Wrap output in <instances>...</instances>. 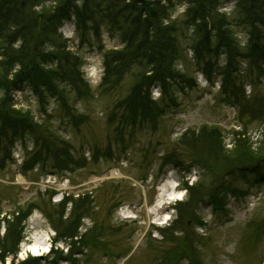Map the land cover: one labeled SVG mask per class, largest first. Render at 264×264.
Here are the masks:
<instances>
[{
    "label": "rangeland",
    "instance_id": "374dc122",
    "mask_svg": "<svg viewBox=\"0 0 264 264\" xmlns=\"http://www.w3.org/2000/svg\"><path fill=\"white\" fill-rule=\"evenodd\" d=\"M235 7L231 2L221 11L232 14ZM185 10L179 7L173 18L180 26L178 71L186 76L182 74L183 81L174 86L173 104L159 118L154 110L155 121L138 126L124 108L125 100L139 93L135 88L142 68L133 66L118 86L107 91L104 56L125 46L104 29L84 40L73 20L65 23L61 33L80 66L71 86L62 85L58 92H64L67 104L82 117L81 123L77 127L70 123L63 102L30 88L15 95V107L70 142L73 161L80 165L69 170L57 163L54 169L50 159L47 166L26 168L24 173L34 143L22 135L13 143L11 155L7 153L0 168V264H22L34 258L37 264H264V183L254 180L256 174L245 181L228 180L237 193L246 194L236 197L229 191L227 196L225 191L226 206L192 203L189 214H179L180 203L189 201L185 183L192 186L208 176L206 188L210 184L217 188L229 170L228 162L221 159L213 170L205 166L201 171L194 163L198 162L194 155H205L211 141L220 142L236 160L264 155L262 117L248 115L264 111V74L242 61L235 67L240 69L237 76L247 71L248 80L253 81L243 86L231 70L223 68L226 60L221 56L216 59L217 68L207 73L209 80L204 65L198 67L195 61L192 30L183 24ZM235 34L244 46L246 31L237 26ZM163 90L148 87L144 98L159 103ZM237 133L244 135L237 138ZM183 140L189 146L183 148ZM193 140L198 145H191ZM109 147L111 158L104 155ZM51 151L56 152L55 160L65 159L59 146ZM167 156L185 157L194 168L178 170L165 163ZM238 165L231 166V171ZM168 182L178 185L183 196L156 208L160 189ZM206 200L210 199L206 196ZM168 217L167 224H158ZM187 237L185 252L162 258ZM37 242H43L42 249L49 246L48 251L33 255L30 249Z\"/></svg>",
    "mask_w": 264,
    "mask_h": 264
},
{
    "label": "trees",
    "instance_id": "16d2710c",
    "mask_svg": "<svg viewBox=\"0 0 264 264\" xmlns=\"http://www.w3.org/2000/svg\"><path fill=\"white\" fill-rule=\"evenodd\" d=\"M231 2H235V12H222L221 9ZM181 6L186 7L183 24L192 30L195 61L198 67L204 65V74L208 76L207 73H212V68H217L216 59L221 56L226 60L223 68L231 70L233 77L236 76L235 80H239L243 86L245 83L247 85L251 75L242 71L244 75L237 76L240 69L235 67L242 61L264 74V0H0V168L1 165L4 166L7 153L11 155L13 143L21 135L34 143V149L28 154L22 168L24 173L27 172L26 168H35L40 164L45 166L50 159L54 169L57 163H61V166L65 164V168L70 167L71 170L80 165L73 161L70 142L55 135L46 123H35L31 113L15 107V95L30 88L35 94L54 96L56 100L63 102L62 107L70 118V123L75 127L81 123L82 117L76 116L73 107L67 104L65 94H62L64 92H58L62 85L71 86L80 66L77 64L76 54L68 51L69 40L61 33L67 21L75 22L79 36L84 40L91 38L93 32L100 34L103 29L112 36H118L125 47L122 51L108 52L104 56L103 86L109 91L122 82L123 74L133 66L142 68V72L138 74L140 83L135 88L139 93L125 100L124 109L136 126L155 121L152 117L154 110L159 118L169 104H173L171 96H174V86L181 84L184 77L182 74H185L178 71L181 56L178 44L180 26L173 18ZM237 26L246 31L248 40L244 46H241V41L235 34ZM208 79L212 77L208 76ZM157 86L164 89L163 97L159 103L149 102L144 98V91L148 87ZM261 113L248 115L258 119L262 117L264 125V111ZM125 125H128L127 120ZM242 134L244 135L237 133L236 137L239 138ZM216 138L215 135L214 140ZM219 144L220 142L211 141V149H207L205 155H194L198 160L194 163L201 166H197L201 171L205 166L213 170L221 159L224 163L228 162L226 169L229 170L225 175L222 173L224 178L215 186L217 188H212V184L206 188L209 185L206 181L209 180L208 176H203V180L192 186L185 183L189 201L180 203V217L183 213L187 215L192 203L195 206L204 202L214 207L226 206L223 196L225 191L227 196L229 191L236 197L245 196V192L237 193L235 186L228 181L232 177H236L235 181H245L247 176L256 174L254 180L264 183V155L262 158L236 160L227 155L224 146ZM56 145L63 151L64 160H55L56 152L51 150ZM191 145H198L197 141L193 140ZM182 146L187 147L189 143L183 140ZM104 155L112 157L110 147ZM173 156H167V165L181 171H191L193 166L183 160L185 157L181 160L172 159ZM229 164L234 167L239 164V167L231 171ZM80 202H84V199ZM173 227L177 225L174 224ZM179 229L182 232L181 227ZM186 236L190 237L189 232ZM183 240L162 258L167 259L168 255L175 256V253L185 252L188 237ZM90 243L92 241L88 242ZM36 261L34 258L22 264H37Z\"/></svg>",
    "mask_w": 264,
    "mask_h": 264
},
{
    "label": "bare ground",
    "instance_id": "6f19581e",
    "mask_svg": "<svg viewBox=\"0 0 264 264\" xmlns=\"http://www.w3.org/2000/svg\"><path fill=\"white\" fill-rule=\"evenodd\" d=\"M116 176L117 172H115ZM183 194L179 193L176 189H175V184L172 182H168L166 183L161 189H160V195H159V199L157 201L156 204V208H161L162 205L166 204H170L171 202H175L178 201L182 198ZM165 197V199H164ZM156 209L154 208L153 210H151L152 213H155ZM126 218H130V216H127ZM165 220V219H164ZM159 225H163L164 222H158ZM43 240V239H42ZM41 244H39V242H37L36 245L32 246L30 251L32 252L33 255L37 256L39 255L42 251L47 252L49 249V246H46L45 248H41L43 244V242H40Z\"/></svg>",
    "mask_w": 264,
    "mask_h": 264
}]
</instances>
